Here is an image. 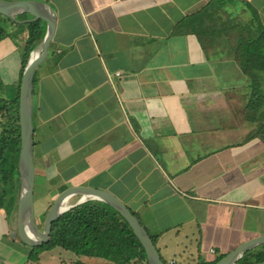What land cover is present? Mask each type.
Listing matches in <instances>:
<instances>
[{
	"label": "crops",
	"instance_id": "obj_1",
	"mask_svg": "<svg viewBox=\"0 0 264 264\" xmlns=\"http://www.w3.org/2000/svg\"><path fill=\"white\" fill-rule=\"evenodd\" d=\"M7 1L46 3L56 20L33 75L38 224L61 191L89 187L127 206L165 264L213 263L264 235V142L255 133L264 108L251 99L264 72L239 60L253 11L264 29V0ZM0 17L1 134L18 109L36 21ZM40 23L31 52L46 33ZM14 206L0 209V264H115L60 247L31 259Z\"/></svg>",
	"mask_w": 264,
	"mask_h": 264
},
{
	"label": "trees",
	"instance_id": "obj_2",
	"mask_svg": "<svg viewBox=\"0 0 264 264\" xmlns=\"http://www.w3.org/2000/svg\"><path fill=\"white\" fill-rule=\"evenodd\" d=\"M244 30L241 31V59L248 69L264 72V29L256 13ZM1 18V17H0ZM0 20V39L5 31ZM40 21L28 24V38L22 61L24 69L27 57L40 37ZM246 31V33H244ZM253 102L264 108V89L251 94ZM264 120V113H263ZM257 136L264 142V121L258 125ZM19 151V125L17 109L7 114V121L0 134V209L9 212L11 200L17 202L19 174L17 158ZM133 214V213H132ZM152 239V237H151ZM153 241V239H152ZM154 243V242H153ZM60 247L76 255L102 258L115 264H147L145 252L133 234L127 222L113 209L98 201H88L65 212L53 224L47 244L32 248L29 255L36 260L38 253ZM223 255L217 256L214 264ZM264 262V246L245 253L240 264H258Z\"/></svg>",
	"mask_w": 264,
	"mask_h": 264
},
{
	"label": "water",
	"instance_id": "obj_3",
	"mask_svg": "<svg viewBox=\"0 0 264 264\" xmlns=\"http://www.w3.org/2000/svg\"><path fill=\"white\" fill-rule=\"evenodd\" d=\"M19 14H28L33 20L46 24V33L39 45L30 53L24 67L18 99V125H19V151L17 170L19 174V191L16 202L17 207V236L29 248H38L47 244L52 231V224L65 212L88 201H98L116 211L129 225L133 234L141 244L147 264H165L161 259L151 237L139 223L127 206L108 191L89 187H69L61 191L47 209L42 227L40 228L35 215L34 187L35 170L33 155V125H32V87L35 69L41 65L47 56L52 41L56 20L46 3L39 1H7L0 0V15L11 20ZM37 55L33 57V54ZM79 199L62 210L64 204L72 198ZM264 245V235L254 237L239 245L214 264H240L241 257Z\"/></svg>",
	"mask_w": 264,
	"mask_h": 264
},
{
	"label": "rangeland",
	"instance_id": "obj_4",
	"mask_svg": "<svg viewBox=\"0 0 264 264\" xmlns=\"http://www.w3.org/2000/svg\"><path fill=\"white\" fill-rule=\"evenodd\" d=\"M75 200H76V198L73 199V201H75ZM71 201H72V200H71ZM51 203H52V202H49L48 204H45V205H44V208H46V211H47V209L49 208V206L51 205ZM11 204L13 205V207H15L14 204H16V201L14 202L13 200H11L10 205H11ZM36 221H37V220H36ZM37 223H38V221H37ZM42 223H43V222H42V220H41V221H40V224H38V225H39L40 227H42Z\"/></svg>",
	"mask_w": 264,
	"mask_h": 264
},
{
	"label": "bare ground",
	"instance_id": "obj_5",
	"mask_svg": "<svg viewBox=\"0 0 264 264\" xmlns=\"http://www.w3.org/2000/svg\"><path fill=\"white\" fill-rule=\"evenodd\" d=\"M36 55H37V52L33 54V57H35ZM68 205H69L68 203L64 204L62 210L67 209Z\"/></svg>",
	"mask_w": 264,
	"mask_h": 264
},
{
	"label": "built area",
	"instance_id": "obj_6",
	"mask_svg": "<svg viewBox=\"0 0 264 264\" xmlns=\"http://www.w3.org/2000/svg\"><path fill=\"white\" fill-rule=\"evenodd\" d=\"M116 76H119V73H116ZM210 252H211V253H213V251H212V250H211Z\"/></svg>",
	"mask_w": 264,
	"mask_h": 264
}]
</instances>
